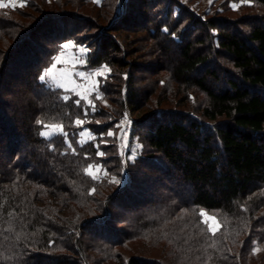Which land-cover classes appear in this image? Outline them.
<instances>
[{"label":"trees","instance_id":"obj_1","mask_svg":"<svg viewBox=\"0 0 264 264\" xmlns=\"http://www.w3.org/2000/svg\"><path fill=\"white\" fill-rule=\"evenodd\" d=\"M63 1L0 14V264H264V0H254L263 15L235 21L188 15L186 26L179 17L170 22V10L161 19L141 14L148 52L168 58L142 90L131 70L115 76L132 61L112 34L131 30L137 11L110 15L106 8L125 1L112 0L98 20L71 15L69 32L63 15L45 10L72 4ZM34 7L40 16L28 13ZM89 28L97 30L92 39ZM68 41L86 45L88 67L115 73L112 83L101 80L95 111L39 79ZM160 72L169 75L161 91ZM127 114L143 158L103 159L100 150H116L102 144L103 135ZM37 120L63 124L67 138L46 139ZM84 128L97 138L78 143ZM97 164L119 180L125 173L127 182L93 179L85 169ZM142 170L149 176L140 188H151L141 198L134 186ZM201 209L218 215L215 234Z\"/></svg>","mask_w":264,"mask_h":264},{"label":"rangeland","instance_id":"obj_2","mask_svg":"<svg viewBox=\"0 0 264 264\" xmlns=\"http://www.w3.org/2000/svg\"><path fill=\"white\" fill-rule=\"evenodd\" d=\"M52 1L54 0H4V3L7 5V7L0 8V14L1 13H6L9 11H14L16 9H21L25 10L28 8L29 4H34L36 7H39L40 4L47 3L51 4ZM66 1H71L72 4L65 9H61V11H56V12H50V9H45L48 11V14H53V15H63L64 19H67L65 23L67 24V29L69 28V32H72L74 25V21L70 19V16L75 14L79 16H88L92 20H98L99 16H97V12L101 7H109V3L112 4V0H64ZM24 3L23 7H20V4ZM115 8L114 10L110 8L112 5H110V9L106 8L105 12L109 13L110 15L114 14H120L124 15V17L129 16L132 11L136 10L137 13H132V17L130 18L131 21L128 23L130 24L131 30H124L119 33L113 32L112 34L119 40V42L123 45L124 50L128 51V61H132V65L127 68V69H122L121 73L120 70H116V75L113 73V70H111L109 67H98V68H90L88 67V54H89V49L85 46L88 51L83 54V61L84 62H79L77 61L75 64H73L70 60L72 56H76L77 58L81 55L75 48H70L67 50V53L65 55V63L63 64H58L57 65V70L62 69V68H67L72 71H80L84 73H102V75H96L91 77L89 80H84L83 78L80 77H74V80L76 84L82 85V87L79 89V91L83 94L88 96V99L93 101V98L97 97V91L101 96L100 93V84L101 80H109V82H113V80L109 79L110 76H121L122 78H126L128 76L127 70L132 71V75L135 77L136 84L138 89L142 90V88L152 82L154 80L155 74L152 72L154 68L161 69L162 63H160L163 60L164 62H167L168 58L164 57V59L161 60L162 56L161 54L158 53H150L148 52L152 40L148 39V34L145 32L140 31V28H144L146 25V22L144 21V18L141 16V14L145 17H158V18H164L166 16L167 10L171 11V16H170V22H174L173 20H176L178 17L181 19H184L186 22V26L189 24L188 22L190 21L188 19V15H193L195 18H202L204 20H207L208 18L214 19V18H229L232 21H235L237 19H240L244 16L247 15H254V16H259L263 15V9L262 6L258 3L255 2L254 0H125L122 4H120V1H116L115 3ZM15 5V7H13ZM233 5H236L234 8ZM129 7L131 8L132 11L129 12ZM36 8H31L28 13L33 14V16H40L41 14L38 13V11L35 10ZM147 11V12H146ZM149 12V13H148ZM42 17V16H41ZM84 17V18H85ZM40 18V17H39ZM137 19L139 22L133 23V21ZM16 19L20 20L19 17ZM103 20V19H102ZM135 22V21H134ZM103 26H107L108 24L106 21H101ZM59 28H62V23H56ZM127 26V25H126ZM153 27V26H152ZM151 28V25L150 27ZM97 30H91L90 28L85 32V34L92 39V36L95 35ZM214 34H216L217 31L213 30ZM81 36V38H85V36ZM78 38V37H77ZM91 39L88 38L86 41H90ZM164 40V39H163ZM42 41L39 43L41 44ZM68 42H74L75 41H68ZM92 42V41H91ZM76 45H82V44H77ZM171 53L173 54L174 57H177L178 54V49L176 47H171ZM219 62L222 63L224 66L226 64V61L222 58H218ZM110 69V71H108ZM165 71V67L163 68ZM55 71V70H54ZM167 76H169L166 72L164 73H159L158 77L160 78V81L164 80L161 87L159 88V91L163 88L165 85V81L167 80ZM223 76H225L223 74ZM11 87L15 86L18 84V82L15 84L13 81H10ZM95 84L97 91H90L92 88V85ZM54 86V85H52ZM55 87V86H54ZM12 88V89H14ZM14 90V92H18ZM114 90L115 88H111ZM63 90V89H62ZM65 91V90H64ZM68 93H73L72 91H65ZM76 95V94H75ZM116 95H114V99ZM193 96L197 95H192ZM80 97V96H79ZM102 97V96H101ZM5 100H10L13 101L11 96L6 95L4 97ZM98 99V98H97ZM102 98H99L98 100H101ZM94 103V102H93ZM102 105L105 107L108 112L111 111L112 105L111 102L108 100H102ZM165 107V106H164ZM168 109V108H166ZM132 116L130 114H127L123 119L116 124L113 129H111L109 132L113 133V135H103L104 140L102 144L109 145V144H116V150H108L107 151H99L103 152L104 155L101 156L103 159L104 158H111V156L114 154H119L122 157L123 162L125 163H133L134 160L142 159L144 156L145 152V146L143 144L142 137L140 136H135L132 135V130H133V125H132ZM97 124L100 122L99 120L96 121ZM45 130V129H44ZM85 130H87L85 132ZM85 132L83 136L79 135V141H81V144L93 141L97 138V136L88 128H84L80 133ZM87 133H91V135H88ZM102 136V137H103ZM86 141V142H84ZM111 151V152H110ZM123 153V154H122ZM93 166H100L101 171L97 172L95 167L93 168V172L97 176V178H102L105 176L110 177V181L113 180V178L118 179L114 173H108L100 164L93 165ZM118 172V171H117ZM106 173V174H105ZM144 176H149V173L144 172L142 170V173H140V177L138 179V183H135V189H137L140 193L142 192L143 195L141 198L147 197L150 193V188L151 184H148L145 188L142 189L140 188L142 179ZM128 180L127 175L124 173L123 177L120 181L119 184L116 185H121L123 186ZM152 183V181H151ZM208 214V217H214L215 219H209L208 223L211 224L214 228H217V231L220 229V221L218 218V215L216 213L210 212V211H205ZM207 217H204L203 219H206ZM208 225V224H207ZM216 231V232H217Z\"/></svg>","mask_w":264,"mask_h":264},{"label":"snow or ice","instance_id":"obj_3","mask_svg":"<svg viewBox=\"0 0 264 264\" xmlns=\"http://www.w3.org/2000/svg\"><path fill=\"white\" fill-rule=\"evenodd\" d=\"M25 2H26V0H25ZM23 6H24V3H21L20 7H23ZM3 7H7V5L4 3V0H0V8H3ZM13 7H15V5H13ZM233 7L235 8L236 5H233ZM70 48H75L81 54L78 58L76 56H72L70 58L71 62L73 64H75L77 61H79L81 63L84 62L83 61V54H85L88 51V49L83 45H76L74 42H66L60 46V52L58 53V55L52 57L53 62L51 63L49 68L44 70V72L39 77V79L41 81L45 82L46 84H48L49 86L54 85L56 88H60V89H63L65 91L74 92L77 96H80V99L75 101L76 105L80 106L81 100H84L86 103H88L91 106V110L95 111L96 110L95 104L93 103L92 100L88 99V96L83 95L79 91V89L82 87V85L76 84L74 77H80V78H83L84 80H89L93 76L102 75V73H87L86 74V73L80 72V71H72V70L67 69V68H62V69L57 70L58 64L65 63L64 58H65V55L67 53V50H69ZM108 71H110V69ZM90 91H97L95 84L92 85V88L90 89ZM96 98H98V99L101 98L98 91H97V97ZM63 99L65 101H67L70 99V97L65 95L63 97ZM37 123L43 125L45 130L41 131L40 135L44 136L46 139H51L54 136H63L65 138H67V136H68V133L64 130L65 126L63 124L45 123L42 120H37ZM74 123L76 126L82 127L84 124V121L77 119V120H75ZM86 131L87 130H85V132ZM85 132L79 133L78 135L83 136L85 134ZM87 134L91 135V133H87ZM108 135H113V133L109 132ZM84 142H86V141H84ZM78 143H81V141H78ZM69 147H71L70 142H69ZM72 151L75 152V149H72ZM97 155L103 156L104 153L98 152ZM94 167H95L97 172L101 171L100 166L89 165V167L87 169H85V172H86V174L92 176L93 179H96L97 176L93 172ZM111 182L115 183V184L120 183V181L115 179V178H113V180ZM199 214L202 218L207 217L206 219H202L201 222L204 224H208L209 230L212 231L213 234H215V232L217 231V228H214L211 224L208 223L209 219H215V218L214 217H208V214L203 209L200 210ZM259 250H260L259 248H256L254 250V254L259 252Z\"/></svg>","mask_w":264,"mask_h":264}]
</instances>
